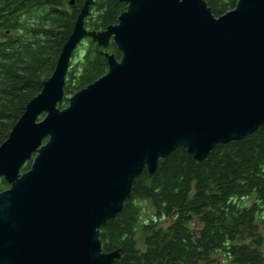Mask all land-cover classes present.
I'll use <instances>...</instances> for the list:
<instances>
[{
	"label": "water",
	"instance_id": "obj_1",
	"mask_svg": "<svg viewBox=\"0 0 264 264\" xmlns=\"http://www.w3.org/2000/svg\"><path fill=\"white\" fill-rule=\"evenodd\" d=\"M121 1L118 23L95 33L86 1L53 75L0 146V264H114L120 253H103L100 230L141 174L179 147L201 161L264 128V0H238L221 17L205 0ZM88 37L103 50L113 42L121 59L105 52L108 72L62 109Z\"/></svg>",
	"mask_w": 264,
	"mask_h": 264
},
{
	"label": "trees",
	"instance_id": "obj_2",
	"mask_svg": "<svg viewBox=\"0 0 264 264\" xmlns=\"http://www.w3.org/2000/svg\"><path fill=\"white\" fill-rule=\"evenodd\" d=\"M0 0V146L53 75L61 50L87 0ZM216 17L238 0H205ZM85 27L102 32L128 9L121 0H93ZM87 38L70 62L61 108L108 72L105 52ZM145 171L122 213L101 227L103 253L114 264H264V128L215 145L195 161L179 147ZM32 161L23 168L25 173ZM0 192L9 185L0 180ZM168 221L166 225H163Z\"/></svg>",
	"mask_w": 264,
	"mask_h": 264
},
{
	"label": "rangeland",
	"instance_id": "obj_3",
	"mask_svg": "<svg viewBox=\"0 0 264 264\" xmlns=\"http://www.w3.org/2000/svg\"><path fill=\"white\" fill-rule=\"evenodd\" d=\"M0 183H1V181H0ZM5 190H7V189H5ZM168 223V221H166V223L165 224H163V225H166Z\"/></svg>",
	"mask_w": 264,
	"mask_h": 264
}]
</instances>
